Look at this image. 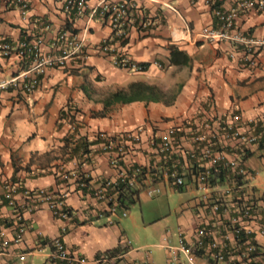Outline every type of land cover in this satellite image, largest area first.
I'll return each instance as SVG.
<instances>
[{
	"label": "crops",
	"instance_id": "obj_1",
	"mask_svg": "<svg viewBox=\"0 0 264 264\" xmlns=\"http://www.w3.org/2000/svg\"><path fill=\"white\" fill-rule=\"evenodd\" d=\"M101 1L88 0L80 14L76 4L67 8L68 0H0V42L17 44L22 39L41 37L44 50L56 52L57 37L69 30L77 36L85 34L89 55L85 61L73 59L47 67L33 91L19 86L0 90V225L9 238L14 235V215L6 198L11 185L19 186L14 195L21 201L22 188L66 191L71 212L69 218L54 215L42 202L31 212H24L28 228L21 242L11 243L7 253L0 254V264H25L29 257L37 256L45 257L46 264L56 239L88 257L118 255L114 264L153 261L150 254L145 256L140 247L132 248L122 238L121 217L109 215L105 203L76 187L72 177L64 179L63 173H87L93 185L100 177L117 178V169L95 140L99 131L119 134L142 127L143 139L128 152L126 163L150 167L158 156L149 139L160 131L180 126L187 134L191 122L199 117L227 118L235 108L247 117L264 110V52L253 66L234 44L206 41L197 35L205 26L218 27L216 11L229 10L239 0H107L126 2L133 10L125 37L116 36L109 17L92 14ZM23 4H27L25 14ZM160 15L161 25L143 26L145 20L152 22ZM233 27L247 35L264 36V8L243 11ZM173 32L179 34L174 37ZM105 38L113 39L115 53L147 64L146 68L136 71L115 65L102 51ZM26 68L17 54L0 56V80L20 75ZM138 81L155 84L175 99L169 103L136 100L106 105L110 94ZM86 143H91L89 154H83ZM255 150L247 162L254 171H260L264 150ZM255 181L264 192L260 172ZM198 202L197 195L182 211L190 217L189 222L179 225L187 240L192 239L203 218ZM261 241L264 243V238ZM161 246L169 264L168 249ZM197 259L199 264H211L205 256ZM182 260L188 264L184 256Z\"/></svg>",
	"mask_w": 264,
	"mask_h": 264
},
{
	"label": "built area",
	"instance_id": "obj_2",
	"mask_svg": "<svg viewBox=\"0 0 264 264\" xmlns=\"http://www.w3.org/2000/svg\"><path fill=\"white\" fill-rule=\"evenodd\" d=\"M87 2L68 0L67 8L76 4L78 13L82 14ZM263 8L264 0H239L229 10L216 11L220 19L218 27L205 26L197 35L206 41L234 44L242 49L243 59L254 66L258 55L264 52V36L244 34L234 29L233 25L243 11L258 12ZM21 9L25 14L27 4H23ZM97 13L102 18H110L117 37L126 36L127 26L134 16L126 2L107 0H102L92 9V14ZM150 23L161 25L163 16L152 22L145 20L143 26L148 27ZM45 28L48 29L49 25ZM178 34L173 32L174 37ZM56 44L59 45L56 52H47L41 37L22 39L17 44L1 41L0 56L17 54L27 68L20 75L1 79L0 90L19 86L25 91H33L39 84V75L47 67L64 65L73 59L85 61L89 57L85 51V34L77 36L64 30L57 37ZM102 51L121 68L144 70L142 64L115 53L111 38L103 40ZM191 125L187 134L183 127L170 126L151 137L149 143L158 159L147 168L143 164L126 163L128 152L143 139L142 127L119 134L99 131L95 140H99L100 151L108 154L110 164L117 169V178L100 177L93 185L87 173L65 171L62 176L64 179L72 177L76 187L84 188L106 204L109 215L121 218L129 215V207L123 206L119 198L122 185L139 188L148 196H155L168 187L173 190L194 188L198 192V205L203 210V218L191 240H187L181 230L178 244L164 243L169 252V264H182L183 256L188 264H199V255L207 257L211 264H264V243L261 241L264 238V192L260 191L255 181L260 171H254L247 162L254 148L255 151L264 150V110L245 117L235 108L227 118L203 116ZM18 187H7L6 198L14 215L15 230L9 238L0 225V254L7 253L11 243L22 241L28 228L24 212H31L37 203H46L54 215L63 218L71 216L66 191L55 193L45 187L22 188L21 201L14 195ZM52 245L53 250L46 264H114L119 259L118 255L105 253L88 257L67 248L59 239L54 240ZM142 264L154 263L147 259Z\"/></svg>",
	"mask_w": 264,
	"mask_h": 264
},
{
	"label": "rangeland",
	"instance_id": "obj_3",
	"mask_svg": "<svg viewBox=\"0 0 264 264\" xmlns=\"http://www.w3.org/2000/svg\"><path fill=\"white\" fill-rule=\"evenodd\" d=\"M260 175L264 178V167ZM197 195L198 192L190 188L168 187L155 196L144 192L139 200L130 204L129 215L122 217L119 224L122 238L128 240L132 248L140 247V253L145 256L150 254L154 264H166V249L161 244L179 243V225L190 219L189 213L182 214V211ZM44 261L43 256L29 257L25 264H44Z\"/></svg>",
	"mask_w": 264,
	"mask_h": 264
},
{
	"label": "trees",
	"instance_id": "obj_4",
	"mask_svg": "<svg viewBox=\"0 0 264 264\" xmlns=\"http://www.w3.org/2000/svg\"><path fill=\"white\" fill-rule=\"evenodd\" d=\"M144 67L147 64H142ZM146 68V67H145ZM172 96H169L162 88L155 84H151L145 81L133 82L126 89H119L108 96L106 105L111 103H129L136 100L150 101H164L166 103L174 100ZM264 137V136H263ZM99 141V140H96ZM91 143H86L83 147V154L90 153ZM101 150V149H99ZM147 168V167H146ZM182 190V189H181ZM141 190L138 188H132L122 185L120 188L119 198L123 206L129 207L131 203H135L139 199Z\"/></svg>",
	"mask_w": 264,
	"mask_h": 264
}]
</instances>
